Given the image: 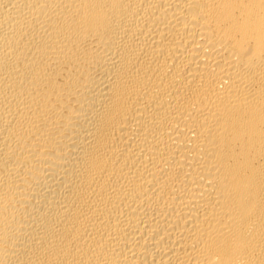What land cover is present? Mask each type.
Listing matches in <instances>:
<instances>
[{
  "label": "bare ground",
  "instance_id": "obj_1",
  "mask_svg": "<svg viewBox=\"0 0 264 264\" xmlns=\"http://www.w3.org/2000/svg\"><path fill=\"white\" fill-rule=\"evenodd\" d=\"M0 264H264V0H0Z\"/></svg>",
  "mask_w": 264,
  "mask_h": 264
}]
</instances>
